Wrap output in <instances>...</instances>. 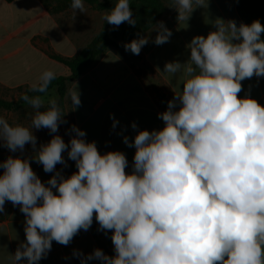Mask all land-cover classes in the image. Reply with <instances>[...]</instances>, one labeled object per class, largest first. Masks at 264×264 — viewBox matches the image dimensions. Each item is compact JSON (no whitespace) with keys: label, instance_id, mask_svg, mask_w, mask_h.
Here are the masks:
<instances>
[{"label":"clouds","instance_id":"1","mask_svg":"<svg viewBox=\"0 0 264 264\" xmlns=\"http://www.w3.org/2000/svg\"><path fill=\"white\" fill-rule=\"evenodd\" d=\"M71 7L85 12L83 0H72ZM173 7L178 21H187L206 0H174ZM103 19L114 28L137 23L129 0H118ZM154 30L156 45L172 35L163 22ZM262 34L259 20L238 27L217 19L214 31L191 40L187 63L165 64L163 71L173 75L184 68L186 79L158 114L162 129L140 130L133 141L124 136L136 149L131 173L123 152L101 154L75 125L65 143L56 133L66 113L55 98L45 105L41 95L23 94L35 110L31 125H11L0 116V146L16 152L30 144L36 162L55 174L44 183L27 158L0 162V213L10 201L25 215L26 242L13 264H38L53 241L69 245L94 218L99 231L112 232L115 255L74 251L81 264H264V106L239 96L242 81L264 77ZM148 42L138 36L124 47L139 55ZM55 78L45 70L29 91L47 93ZM68 96L74 111L81 104L76 84ZM117 123L113 117V128ZM33 129L54 135L37 149ZM65 151L77 169L67 177L56 171L57 164L67 166Z\"/></svg>","mask_w":264,"mask_h":264},{"label":"crops","instance_id":"2","mask_svg":"<svg viewBox=\"0 0 264 264\" xmlns=\"http://www.w3.org/2000/svg\"><path fill=\"white\" fill-rule=\"evenodd\" d=\"M108 1L114 5L118 2ZM84 4L85 12H75L72 7L61 8L63 2L59 0H48L46 4L43 0H0V100L17 102L23 92L39 82L45 70H52L56 76L70 75V70L53 57L72 58L80 53L101 31L105 21L103 16L107 12ZM177 17L174 7L159 20L172 32L168 42L162 45L153 42L157 35L154 29L158 24L145 35L149 42L142 47L139 54L142 60L136 66L120 50L110 48L69 85V89L77 85L81 104L73 111L67 93L64 105L66 121H70L68 112L73 125L85 131L88 142H96L101 154L123 152L128 160L126 172L129 173L136 149L123 142L124 136L133 141L140 130L162 129L164 122L158 114L166 111L163 101L168 105L176 93L181 92L186 79L184 68L173 75L163 71L165 64L172 61L187 63L191 40L198 35L206 37L214 31L217 19L235 21L238 27L242 23L236 0H206V7H196L187 21H178ZM149 72L155 74L160 86ZM241 83L243 91L239 96L249 95L264 106V77L253 76ZM51 92H56L53 98L57 102L59 100L54 88L42 96L45 105ZM34 111L26 102H21L11 109L0 108V116L11 125L30 126ZM113 117L118 122L115 128ZM133 122L136 129L132 128ZM33 133L37 137V149L54 135L48 129H33ZM56 134L64 140L69 139L66 122L59 125ZM9 156L29 159L33 171L44 183L55 174L46 173L42 164L36 162L35 150L30 144H26L23 151L16 152L0 146V162ZM56 171H59L58 166ZM2 173L3 169H0ZM24 227L25 215L20 207L6 201L4 211L0 213V264H13L18 246L26 242ZM101 236V231H93L90 227L87 231L81 230L67 246L53 241L50 252L38 264H81V258L73 255L74 251L87 256L95 249H101ZM20 264H26V259ZM86 264H101V261L93 259Z\"/></svg>","mask_w":264,"mask_h":264},{"label":"trees","instance_id":"3","mask_svg":"<svg viewBox=\"0 0 264 264\" xmlns=\"http://www.w3.org/2000/svg\"><path fill=\"white\" fill-rule=\"evenodd\" d=\"M12 2L13 0H6ZM48 0H43L46 4ZM63 2L61 8L71 7L72 0H59ZM84 3L91 5L96 10L110 11L115 5L108 0H83ZM133 17L137 20L135 27L127 22L122 23L119 27H113L104 21L101 31L94 37V39L76 56L72 58H62L54 56L56 60L65 65L70 70L69 76H56V78L49 85L48 91L56 88L59 100L58 104L64 111L65 98L68 93L69 85L80 78L84 72L96 64L101 57L110 48H116L123 54L128 56L134 66H136L142 58L139 55L126 51L124 45L137 39L138 36H145L148 34L159 22L165 12L174 8V0H129ZM237 13L243 24H251L254 20L264 25V0H236ZM264 39V34L261 36ZM140 73V70H137ZM29 96L45 95L46 93H34L29 90L23 92L17 102H6L0 100V108L11 109L16 104L25 102L21 97L23 94ZM164 109L167 110V104L163 101ZM65 112V111H64ZM65 122L66 117L64 116ZM67 129L70 132L69 126ZM64 175V173L59 169ZM91 229L95 231V225H91ZM102 236H105V242H100L102 251L108 256H114V246L111 240V231H101Z\"/></svg>","mask_w":264,"mask_h":264},{"label":"rangeland","instance_id":"4","mask_svg":"<svg viewBox=\"0 0 264 264\" xmlns=\"http://www.w3.org/2000/svg\"><path fill=\"white\" fill-rule=\"evenodd\" d=\"M148 74H149L150 77H152V79L155 82H157V84H159V81L156 79L155 74H153L151 72H149ZM160 85H161V83L159 84V86ZM55 96H56V92H51L49 94L48 98L51 99V98H53ZM67 114H68V117L70 118V121L67 120V125L69 126V129H71V126L73 125V121L71 119V114L68 113V112H67ZM74 135H75V133L70 132L69 139L67 138L66 140H64L65 143H68L70 141V139L72 138V136H74ZM63 155H64L65 160L67 161V166L65 167L64 165H61V164H57V166L64 173V176L67 177V176H70L72 173L76 172L77 169H76V166H75V162L70 160V159H68L67 151H65L63 153ZM92 225H95L96 230L99 231L98 230L99 229V224H98V222H96L95 218L93 219V224ZM101 241L104 242L103 241V236H101Z\"/></svg>","mask_w":264,"mask_h":264}]
</instances>
